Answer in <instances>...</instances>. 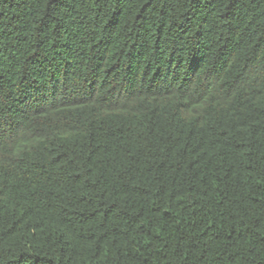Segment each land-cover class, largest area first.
I'll return each instance as SVG.
<instances>
[{
	"label": "trees",
	"instance_id": "trees-1",
	"mask_svg": "<svg viewBox=\"0 0 264 264\" xmlns=\"http://www.w3.org/2000/svg\"><path fill=\"white\" fill-rule=\"evenodd\" d=\"M0 264H264V0H0Z\"/></svg>",
	"mask_w": 264,
	"mask_h": 264
}]
</instances>
